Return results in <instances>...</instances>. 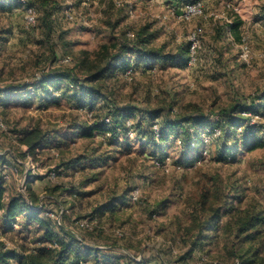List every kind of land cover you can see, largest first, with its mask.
<instances>
[{"label":"rangeland","instance_id":"obj_1","mask_svg":"<svg viewBox=\"0 0 264 264\" xmlns=\"http://www.w3.org/2000/svg\"><path fill=\"white\" fill-rule=\"evenodd\" d=\"M46 1L54 8L51 17L44 16ZM198 1L0 2V91L15 86L34 92L33 84L57 69L74 70L82 77L80 61L93 60L110 37L128 40L149 27L154 34L150 48L161 50L165 61L152 67L136 62L129 74H111L104 86L117 104L159 111L160 123L167 115H203L197 125H205L233 107L238 109L235 115L245 118L230 130L227 145L218 138L220 128H215L212 133L201 131L204 143H192L193 149L183 148L172 137L156 145L144 139L139 142L132 131L129 138L122 135L117 146L111 136L73 135L78 133L77 125H90L96 119L70 98L73 91L41 105L38 96L22 100L17 90L13 99L0 104V120L6 127H0V156L4 157L0 177L9 194L23 185L25 189L27 170L43 176V182L32 186L42 197L44 214L78 231L80 239L84 236L87 244L101 248L100 254L127 255L143 264H237L230 253L237 246L234 236L221 234L211 243L205 239L193 245L197 231L189 227L200 213L196 207L201 195L209 189L208 206L217 207L212 191L219 180L222 186L242 191V206L264 211V147L250 151L245 146L264 140V0H203L202 13L184 19L185 7ZM238 20L241 25L235 32L230 24ZM45 21L52 24L50 36ZM197 28L202 29L201 46L192 54L189 36ZM182 48H188V54L179 55ZM253 102L250 112L247 108ZM103 105L100 99L94 113H105ZM36 128L46 140L32 153L21 137ZM62 136L69 140L60 142ZM225 146L230 149L228 162L220 160ZM196 152L201 156L194 164H178L190 162ZM82 157L99 159L76 165ZM132 189L140 191L135 201L127 198ZM123 197V204L112 208V202ZM18 222L23 223L24 217ZM83 222L91 229H82ZM2 226L0 211V242L12 248L24 243L26 248L35 246L34 226L31 232H22L14 224V231L7 233Z\"/></svg>","mask_w":264,"mask_h":264},{"label":"trees","instance_id":"obj_2","mask_svg":"<svg viewBox=\"0 0 264 264\" xmlns=\"http://www.w3.org/2000/svg\"><path fill=\"white\" fill-rule=\"evenodd\" d=\"M5 1L8 0H0L2 3ZM48 3L47 1L43 3L44 16L51 17L54 8L50 9ZM12 5L14 4L10 3L9 6ZM45 23L50 36L52 24L49 21H45ZM240 25L241 21H232L230 27L238 32ZM112 26L115 27V24ZM149 32V27H142L135 33L134 38L128 37V40L122 39L121 36L110 37V42L101 45L93 60L83 59L80 61L79 67L85 71L82 77L77 76L74 70L57 69L43 75L34 83V92L27 87L8 86L0 91V104H5L7 100L13 99V94L17 90L22 92L20 93L23 94L21 96L22 100L27 97L30 99L33 95L38 96L41 105L57 100L63 94L73 91L70 98L75 100L81 108H88L87 111L93 113V116L96 117L90 125H77L75 130L78 133L73 134L74 136L95 138L97 134L107 135L111 136L110 139H112L113 144L119 146L118 139H122V135L129 138V132L132 131L134 138L139 142L144 139L146 142L156 145L158 140L166 143L172 137L175 141H181L183 148L193 149L192 143H204V138L200 135L201 131L210 129L212 133L215 128H220L218 138L224 139L223 144L227 145L228 137L231 135L230 130L236 128L237 124L245 119L235 115L236 110H238L235 107L222 111L219 120L217 119L216 122L205 125H197L205 119L203 115H191L181 118L167 115L160 123L159 111H144V109L137 106L123 107L117 104L108 94L104 86L105 81L114 72L121 71L129 74L132 69L136 68V62H140V65L143 63L145 66L152 67L150 64H163L165 61L164 53L161 50L150 48L149 44L154 34ZM182 52L185 55L188 54V48H182L179 55ZM64 84H66V88ZM63 88L66 90L64 91ZM53 92H57L59 95L54 96ZM100 99L105 101V108L107 109L104 111L105 113H100L101 115L94 113L96 103ZM262 99H264V96ZM253 103L250 108H247L250 112L254 109L255 102ZM101 109L100 107L98 110ZM140 113L141 115H139ZM105 118H110V121L107 122ZM158 124V129H154V126H158ZM62 137L63 141L60 142L64 143L69 140V137ZM45 140L46 136L38 128L26 131L25 135L21 137V142L27 144L32 153H36ZM245 146L250 151L255 150L264 147V140L250 141ZM221 151L223 155L220 160L228 162L231 159L228 156L230 149L225 146ZM199 156L201 154L196 152L193 157H190V162L182 163L179 161L178 164L187 165L191 163L192 165L199 159ZM3 158V156H0V161ZM94 158L82 157L76 165H84L87 160L95 163L99 159ZM42 177L41 175H35L32 179L27 178V197L23 192L18 191V193L12 194L8 200L6 199L5 180L0 177V211L2 212L4 232L14 231V224H17L20 226L18 230L22 232H31L30 228L34 226L35 232L32 233L38 235L33 239L35 246L32 248L24 247L25 243L19 248H12L0 242V264H143L136 259H132L133 257H126L127 255L100 254L99 250L101 248L87 244L82 234V239H80L78 231L44 214L45 207L41 202L42 197L32 186L36 179ZM217 181L219 183L214 186L218 187L213 189L212 193L218 200L219 205L216 207L211 203L208 206L211 197L209 189L205 190L198 201L196 208L200 213L199 215L198 213L195 214L193 225L189 227L197 231L193 245L197 247L203 244L202 241L205 239L211 243L213 240L220 238L221 234H227V237L229 235L236 237V244L234 245L237 246L230 253L237 257L239 264H264L262 253V250H264V211H256L248 208V206H242L245 200V195L240 193L242 191H234L233 187L229 185L222 186L220 181ZM132 190L127 195L129 200H131ZM118 202L123 204L124 197L119 198L117 202H112L114 204L112 208H116ZM107 208L110 209L111 206L109 205ZM207 210H210L209 216L205 214ZM20 216L24 217L23 223L18 222ZM204 216L208 217L204 219Z\"/></svg>","mask_w":264,"mask_h":264},{"label":"built area","instance_id":"obj_3","mask_svg":"<svg viewBox=\"0 0 264 264\" xmlns=\"http://www.w3.org/2000/svg\"><path fill=\"white\" fill-rule=\"evenodd\" d=\"M21 1L25 2V0H21ZM202 11H203V0H200L197 3H195V4H188L185 7L184 15H182V17L184 19L189 20L193 16L201 14ZM34 18L35 17L32 18V20H31L32 22H35ZM201 33H202V29L201 28H197V29L191 31V33H190V36H189L190 40L189 41H190V51H191L192 54L197 53L198 49L201 46L200 45ZM65 60L69 61L68 58H66ZM106 121L109 122L110 118H107ZM0 127L4 128V129L6 128L4 123L1 120H0ZM54 175H55V173H54ZM23 186L21 187L20 191L23 192L25 194V196L27 197V185H25V189H23ZM139 193H140L139 189H133L132 192H131V196H130L131 200L132 201L137 200L138 197H139ZM82 226L84 228L91 229L90 228V224L88 222H86V223L83 222ZM237 264H239L238 261H237Z\"/></svg>","mask_w":264,"mask_h":264},{"label":"crops","instance_id":"obj_4","mask_svg":"<svg viewBox=\"0 0 264 264\" xmlns=\"http://www.w3.org/2000/svg\"><path fill=\"white\" fill-rule=\"evenodd\" d=\"M27 172V174H26V177H24L25 179H27V178H30L34 173H33V171L31 172V171H29V170H27L26 171ZM34 175H36V173L34 174ZM42 177V176H41ZM34 180V179H33ZM44 181V178H42V179H36L34 182H33V184L34 183H37V182H43ZM32 184V185H33ZM5 186H6V183H5ZM34 186V185H33ZM6 199L8 200L9 199V197L12 195V194H9V191H8V188H7V186H6ZM16 193H18V190H17V192ZM9 194V195H8ZM112 255H114L113 253H112Z\"/></svg>","mask_w":264,"mask_h":264}]
</instances>
